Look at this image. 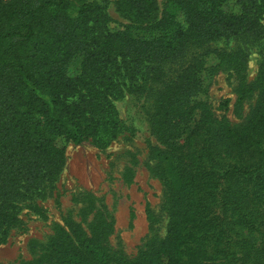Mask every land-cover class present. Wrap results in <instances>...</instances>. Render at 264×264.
Instances as JSON below:
<instances>
[{
  "label": "trees",
  "instance_id": "trees-1",
  "mask_svg": "<svg viewBox=\"0 0 264 264\" xmlns=\"http://www.w3.org/2000/svg\"><path fill=\"white\" fill-rule=\"evenodd\" d=\"M225 2L166 0L159 11L155 0H115L126 23L109 31L107 0H0V246L23 207L41 215L37 202L52 196L64 166L57 138L107 147L122 132L115 102L147 87L150 131L166 148L149 154L167 189L163 238L128 258L97 212L54 225L32 242L30 263L264 264V55L255 82L236 91L239 103L256 93L242 126L196 100L211 52L210 73L247 63L211 44L264 40V0H238L229 15Z\"/></svg>",
  "mask_w": 264,
  "mask_h": 264
},
{
  "label": "rangeland",
  "instance_id": "rangeland-1",
  "mask_svg": "<svg viewBox=\"0 0 264 264\" xmlns=\"http://www.w3.org/2000/svg\"><path fill=\"white\" fill-rule=\"evenodd\" d=\"M107 1L106 13L111 19L108 29L115 31L126 22L117 13L115 0ZM155 1L161 11L166 0ZM237 1L226 0L222 11L237 14L240 10ZM178 19L181 20V15ZM260 23L264 26V16ZM135 34L142 33L135 31ZM245 42L221 39L210 45L212 51L242 50L247 55V63L242 73H234L227 67L210 73L217 64L211 52L206 71L201 75L204 91L196 97L210 104L218 117L226 118L235 126L245 123L256 99L255 93L239 103L238 86L241 81L245 85L255 82L264 55V40ZM146 89V93H125L115 102L122 132L107 147H97L90 141L75 145L63 137L57 138L56 145L63 149L64 166L52 196L37 202L41 215L28 207L22 208L19 226L0 246V264H31L36 260L32 242L46 240L54 225H63L66 221L84 217L88 224L97 212L113 222L110 237L113 251L124 253L128 258L135 257L150 241L163 238L167 225V189L152 171L155 162L149 154L152 147L166 148L151 134L149 115L153 94ZM88 201L92 202V209H88Z\"/></svg>",
  "mask_w": 264,
  "mask_h": 264
}]
</instances>
